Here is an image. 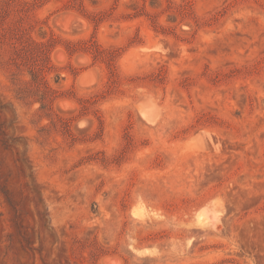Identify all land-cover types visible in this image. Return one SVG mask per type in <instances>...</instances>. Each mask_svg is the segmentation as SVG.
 <instances>
[{
  "label": "rangeland",
  "instance_id": "374dc122",
  "mask_svg": "<svg viewBox=\"0 0 264 264\" xmlns=\"http://www.w3.org/2000/svg\"><path fill=\"white\" fill-rule=\"evenodd\" d=\"M152 5L14 0L58 98L0 49V264H264V0Z\"/></svg>",
  "mask_w": 264,
  "mask_h": 264
},
{
  "label": "trees",
  "instance_id": "16d2710c",
  "mask_svg": "<svg viewBox=\"0 0 264 264\" xmlns=\"http://www.w3.org/2000/svg\"><path fill=\"white\" fill-rule=\"evenodd\" d=\"M154 2L155 0H150L151 6H153ZM13 7L14 0H1L0 2V49L3 52L11 51L12 53L9 60L5 61L6 64H10L16 69H28L27 72L29 74V79L25 80L24 85L16 90L15 97L20 101L33 97L34 101L40 103V108H45L58 98L56 91L48 85L41 74L42 69L51 67L49 60L51 41H36L30 36L24 22L30 19L26 14L19 15V18L13 22L8 21L9 15L15 10ZM179 12H181V9ZM183 13L185 14V11ZM100 19V15H94V17L90 18L94 22H98ZM30 26L31 24H29ZM65 48L69 53L82 51L90 55L94 61L105 62L110 68L111 87L118 82V75L112 65V60L118 54L117 49L103 48L94 40L85 39H80L76 42L67 41ZM58 77L59 75L57 74L56 78ZM161 77V71L150 75L153 80H160Z\"/></svg>",
  "mask_w": 264,
  "mask_h": 264
},
{
  "label": "bare ground",
  "instance_id": "6f19581e",
  "mask_svg": "<svg viewBox=\"0 0 264 264\" xmlns=\"http://www.w3.org/2000/svg\"><path fill=\"white\" fill-rule=\"evenodd\" d=\"M253 153V152H252Z\"/></svg>",
  "mask_w": 264,
  "mask_h": 264
}]
</instances>
